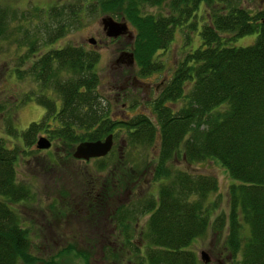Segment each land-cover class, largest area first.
<instances>
[{"label":"trees","instance_id":"16d2710c","mask_svg":"<svg viewBox=\"0 0 264 264\" xmlns=\"http://www.w3.org/2000/svg\"><path fill=\"white\" fill-rule=\"evenodd\" d=\"M144 2L161 3L165 11L143 12L140 6ZM200 3L211 6L205 19H200L199 43L183 51L150 104L154 121L141 112L121 120L108 114L107 103L96 88L99 77L93 48L66 43L30 61L29 71L40 80V88H51L59 100L57 103L40 90L34 99L44 108L41 117L19 132L20 139L12 147L0 141V264H31L37 259L30 250L28 228L9 205L31 195L29 184L16 180L19 153L36 151L30 146L35 134L43 133L54 143V152L62 149L64 156H72L78 141L101 139L109 132L113 135L116 124L124 127L126 146L154 147L151 157L155 164L145 162L141 168L121 159V155H113V149L93 158L95 171L105 170L98 176L105 184L99 194L103 198L108 195V217L120 227L127 242L134 210L131 204L110 202L112 198L115 201L114 195L127 192L130 180H134L132 171L142 173L152 167V177L158 180L156 197L135 201L137 212L148 213L140 238L146 264L198 263L188 245L212 221L216 206L209 196L216 190L217 180L214 174L191 164L208 158L218 160L231 178L227 212L213 218L214 229L226 225L225 251L236 259L235 264H264L263 13L251 14L239 1L231 0H79L77 5L78 11L81 5H98L128 20L132 62L138 74H147L159 65L155 51L165 48L176 30L182 36V46L189 45L191 34L186 31L196 28ZM40 14L55 20L47 29L48 40L65 31L61 21L66 12L60 15L52 5L40 8ZM13 16V9L0 3V38L9 33L8 21ZM253 31L256 35L251 43H229L233 37ZM221 32L231 36L221 37ZM176 156L184 162L183 168L168 164ZM51 160L49 155L44 163ZM89 209L90 218L95 209Z\"/></svg>","mask_w":264,"mask_h":264},{"label":"rangeland","instance_id":"374dc122","mask_svg":"<svg viewBox=\"0 0 264 264\" xmlns=\"http://www.w3.org/2000/svg\"><path fill=\"white\" fill-rule=\"evenodd\" d=\"M231 1H239L251 14L260 11L264 15V0ZM0 3L6 4L8 8L14 11L13 18L8 21L9 33L6 37L0 38V141L6 146L12 147L20 139L19 132L30 121L38 120L43 114L44 108L34 99V95L40 90L44 94L46 93L49 98H54L58 103V94L51 88L46 90L40 88V80H37L29 71V65L33 58L42 55L49 48L60 47L66 43L77 44L87 49L93 48L97 51L95 67L99 82L96 88L106 101L108 114L112 118L122 119L118 114L121 102L124 101L127 105L122 106V108L124 107L123 113L132 115L143 112L154 121L151 105L146 101L148 96L155 95L152 86L143 93L141 84L136 82L132 86L128 83L131 68L126 67V62H114L121 49L129 50L127 42L130 40H127V37L122 38V36L107 38L99 24V19L103 14H109L117 20L120 19L119 15L111 14L110 11L105 12L98 5L90 8L81 5L78 11L79 0H0ZM144 3L140 6L143 12L163 13L165 11V7L161 3ZM52 5L58 14L64 15L66 12L61 21L65 23L63 24L65 31L60 36L48 40L47 29L54 24L55 20L51 15L46 17L41 15L40 8L43 9ZM212 5L218 6V4ZM209 6L211 5L200 3L197 9V13L200 15L198 14L196 18V28L192 31H186L191 34L189 45L182 46V36L176 30L167 46L155 51L154 58L159 65L149 75L138 74L135 64L133 65L132 72L136 74L138 79L159 82L163 75L170 74L174 63L183 51L199 43L200 19L205 17V12ZM34 8L38 10L35 11ZM126 22L130 28L131 25L128 20ZM255 35L256 31L238 35L230 39L229 43L233 45L249 44L254 40ZM220 36L227 38L231 36V33L221 32ZM88 38H94L95 41L90 42ZM121 57L123 56L121 55ZM123 58L125 59V57ZM18 68L21 69L19 72L16 70ZM67 74L65 73V75ZM127 74L129 76L124 81ZM51 86L52 84L48 83V87ZM121 86L122 88H118ZM113 91L118 92L120 97L116 100L112 98L110 104V94L113 96ZM123 118L126 119L125 116ZM8 126L12 128L11 131ZM38 135H43V133L35 134L34 142L30 148H35L34 144ZM125 138L127 139L124 127L116 124L112 137L113 155H121V159H125L131 165L133 163L139 168L146 165L145 162L155 164V160H152L151 157L154 152L153 146L137 144L131 148L124 144ZM54 146V143L50 141L48 148H36L37 150L31 151V153L20 152L15 161L16 180L29 184L31 195L29 198L18 202H9V205L19 213L22 224L29 230L30 250L37 258L31 264H127V262L143 264V261L139 259L140 252L138 253L139 246L137 243L139 232L144 229L148 214L137 212L135 205L138 202L135 203V201L138 197L139 199L143 197L155 198L158 180L151 177L149 169H145L142 173L132 171L135 184L130 187V193H121L117 200L115 199L116 202H123L127 206L131 204L130 208L135 213V215L130 216L131 219L129 220L130 245L126 246L125 244L122 249L115 248L113 244L99 246L97 244L100 242L99 239L87 228L90 218L86 212L82 211L85 205L79 203L78 200L84 194L83 190L87 188V178L103 175L105 170L102 172L95 171L93 158L83 160L69 155L64 156L62 149L57 154L56 151H53ZM49 155L53 158L51 161L58 162L56 164L60 169L58 176L57 167L56 170H53L55 166L48 168L49 163H44L48 162L46 158ZM151 163H149L150 166ZM168 164L172 168H183L185 165L180 156L171 158ZM191 165L200 171L214 174L217 180V188L209 196V198H213L216 206L211 215L212 221H210L206 231L197 236L188 245V248L194 252L198 261L197 264L216 263L213 261V257L220 259L219 264H235L236 259L231 258L223 247L226 225H222L219 230L213 228L214 216L220 212H224V214L227 212V186L231 182V178L225 167L216 159L208 158L196 161ZM69 175L74 177L73 181L69 179ZM71 186L74 188H70ZM83 187L84 189H81ZM115 201L111 199L110 205L115 204ZM111 222L108 223L113 225ZM114 238V241L120 239L116 232H114ZM201 249L205 250L209 256V260L206 262H202L199 258V250ZM140 250L142 252L143 246Z\"/></svg>","mask_w":264,"mask_h":264},{"label":"flooded vegetation","instance_id":"af4514ba","mask_svg":"<svg viewBox=\"0 0 264 264\" xmlns=\"http://www.w3.org/2000/svg\"><path fill=\"white\" fill-rule=\"evenodd\" d=\"M103 33H104V31H103ZM105 36L107 38H109V39L110 38H114V37H108L107 35H105ZM118 36H122V38L127 37V40H131L132 33L129 31V32H126L124 34L117 35L116 37H118ZM91 39H92V42L95 41L94 38H91ZM129 53H130L129 50L121 49L120 52L118 53V55L116 56V58L114 59V62L124 61V62H126V67L128 69L131 68L129 70L130 76L127 74V76H125V78H124V81H126L125 79L129 76V80H128L129 82L128 83H130L132 86H133V83L135 84L136 82L138 84H141L142 85V92L143 93L145 91H147L150 88V86H152V90L155 92V95L152 96V97H150V96L147 97L146 96L147 97V100H146L147 103L152 104L153 100L155 99V97L157 96V94H158V92L160 90V87L163 86L166 83V81L168 79V75L167 74L166 75H163L162 78L159 80V82H155V81L154 82H150L149 80H140V79H138V77L136 76V74L132 72V70L134 69V66H133L134 63L132 62V57L130 56ZM121 55L123 57H125V59L123 57H121ZM151 72H149L147 74H144V75H149ZM118 88H122V86L121 87H118ZM113 94H114L113 96H111V94H110V99H111L110 104L112 103V98H114L116 100L117 98L120 97L118 92H114L113 91ZM126 105H127V103H125L123 101V102H121V107L119 108V114L118 115L121 116L122 119H124L123 116H125L126 118L127 117L129 118L132 115L138 114V113H133L131 115V114H128V113H125V112L123 113L122 111L124 110V107ZM131 105H133V104H131ZM122 106H124V107L122 108ZM141 113H143V112H141ZM112 137H113V135H112ZM112 147H113V144L111 145L110 149ZM90 158H94V157H90ZM56 164H58L57 161H49L48 168L55 166L53 170H56V167H57ZM148 169H149L150 174H151V177H152V167L151 168H146V170H148ZM57 171H58L57 172V176H58L59 173H60L59 167H57ZM73 178H74L73 176H70L69 177V179H71V181L74 180ZM102 181H103V178H100L98 176H89V178H87V188H85V190H83L84 191V194H86L85 195V198H84V194H83L81 197H79L78 202L81 203V204H83V205H85V208L82 211H84L86 213L90 212L89 211L90 210L89 208L91 206H94L95 212H93L91 214L90 220H88V223H87V228H89V232L94 233L95 236H97V238L99 239L100 242H98L97 244H99V246H104V244H106V245L113 244V245H115V248L118 247L119 249H122L123 247H125V244H126V246H128V244L130 245V238H128V241L129 242L125 241L124 240V233L120 230V227H117L118 225H116V223H114L113 221L111 222L110 221V218L108 217V211H109L108 195H104V198H103V196H101L99 194V192L105 188V184H103ZM130 183H131V186H133L135 184V180H130ZM130 187L127 190V192H125L123 194L130 193V191H131ZM70 188H74V187L71 186ZM81 189H84V187L81 188ZM76 198H77V195H76ZM117 198H118V194L114 195V199L117 200ZM138 198H136V199H138ZM136 199H134V200H136ZM117 204L118 205H123L124 203L123 202H118V201L116 202L115 201V205H117ZM100 219H101V221L99 222ZM108 222H111L113 225H110ZM108 227L110 229H107ZM114 232H116L118 234V236L120 237V239L118 241H114L113 240V239H115L114 238ZM141 233H142V229L139 232V240H138V243H137V246H139L138 253L140 252L139 253V255H140L139 259H141L143 261V264H146V260H145V258L143 256H141L142 255V252L140 250L141 246H144L143 241L140 239L141 238ZM213 261L216 262V263H213V264H219L220 263V259L218 257H213ZM127 264H130V262H127Z\"/></svg>","mask_w":264,"mask_h":264},{"label":"water","instance_id":"95a60500","mask_svg":"<svg viewBox=\"0 0 264 264\" xmlns=\"http://www.w3.org/2000/svg\"><path fill=\"white\" fill-rule=\"evenodd\" d=\"M99 24L105 35L108 37H116L117 35L124 34L130 30L127 27V23L123 18L119 20L114 19L109 14H103L99 19ZM92 42V39H88ZM132 57V54L129 53ZM112 144V134L107 133L103 138L94 140H80L78 141L71 152V155L75 158L86 160L90 157H99L105 155ZM36 148H47L50 145L49 139L44 135H38L35 140ZM199 258L202 262L209 260V256L205 250H199Z\"/></svg>","mask_w":264,"mask_h":264}]
</instances>
